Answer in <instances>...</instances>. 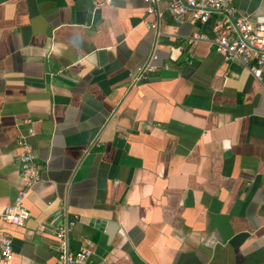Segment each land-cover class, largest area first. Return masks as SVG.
I'll list each match as a JSON object with an SVG mask.
<instances>
[{"label": "crops", "instance_id": "1", "mask_svg": "<svg viewBox=\"0 0 264 264\" xmlns=\"http://www.w3.org/2000/svg\"><path fill=\"white\" fill-rule=\"evenodd\" d=\"M95 1L0 0V213L29 129L41 167L24 226L0 225L12 264H55L65 219L67 251L88 240L89 264H264V69L255 80L186 46L218 16L175 24L161 1L156 25L143 0ZM228 1L264 19V0ZM152 51L155 71L126 93Z\"/></svg>", "mask_w": 264, "mask_h": 264}, {"label": "built area", "instance_id": "2", "mask_svg": "<svg viewBox=\"0 0 264 264\" xmlns=\"http://www.w3.org/2000/svg\"><path fill=\"white\" fill-rule=\"evenodd\" d=\"M166 1V11L175 24L189 22L205 25L212 15L219 18L213 22L209 35L196 31L185 38L187 47H193L200 42L212 46L213 52L223 61H237L245 66L250 75L258 80L264 69V19L244 15L228 0H143L147 4L146 14L154 15L156 25L160 18L157 5ZM112 0H101L92 3V11L111 5ZM147 29L155 27V23L145 24ZM156 55L152 51L146 60L133 73L128 74L126 93L141 83H145L155 71ZM190 64V61L187 62ZM163 70L168 66L163 64ZM34 136L29 129L25 135L16 139L18 148L17 169L21 179V189L16 193L11 203L0 213V225L22 228L29 217L23 206V201L32 187L40 181L41 167L36 161L28 139ZM93 141L87 151L97 147ZM72 222L66 219L54 227L53 232L58 241V254L55 264H89L91 255L90 242L82 241V246L75 252L69 253L66 248V234ZM0 264H12L11 240L9 235L0 227ZM98 264H108L100 262Z\"/></svg>", "mask_w": 264, "mask_h": 264}, {"label": "water", "instance_id": "3", "mask_svg": "<svg viewBox=\"0 0 264 264\" xmlns=\"http://www.w3.org/2000/svg\"><path fill=\"white\" fill-rule=\"evenodd\" d=\"M97 64H98V68L97 69H93L92 72H91V75H94V74H98L101 72L104 64H105V61L102 57V53H97ZM91 225L94 224V227L95 228H99L100 230H103L102 228H104V223H100L99 221H94V220H91ZM107 226V228H109V225H105ZM107 235H110L109 233H107Z\"/></svg>", "mask_w": 264, "mask_h": 264}]
</instances>
